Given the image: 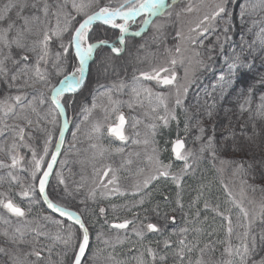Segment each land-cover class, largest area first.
I'll list each match as a JSON object with an SVG mask.
<instances>
[{
	"label": "snow or ice",
	"instance_id": "obj_1",
	"mask_svg": "<svg viewBox=\"0 0 264 264\" xmlns=\"http://www.w3.org/2000/svg\"><path fill=\"white\" fill-rule=\"evenodd\" d=\"M175 3L176 0H63V3L57 2L55 10H52V5L48 3V0H31V3H29V0H7V3L0 7V25L6 22V26H0V83L7 85L8 88H16L19 93L0 99V136H3L6 130L13 133L12 143L7 149L10 163L0 159V169L8 170L7 177L10 178V181L19 185V191L16 195L22 200L26 199L29 204V207L25 209L19 203L14 202L13 197L9 195L11 188H9V192H0V208L22 221V224L17 226L11 234L6 229L0 232L8 238V242L12 245L11 250L0 247V254L8 255L12 264H53L51 255L57 245H62L64 248L59 264H64L63 257L68 256L69 250L71 251L70 264H89L86 250L89 247L90 235L85 220L76 211L51 198L48 190L51 183L50 178L53 175L57 178L58 184L65 185V190H67L62 173L59 171L54 172V168L58 163L57 158L61 154L64 132L69 123L66 118V107L61 97L65 93L75 95L84 87L90 72V63L94 61L98 51L108 48L112 54L119 56L126 49L125 42L127 38L140 37L150 28H160L161 25L157 21L161 17L170 19L173 15L172 7ZM29 7L38 14L24 15V10ZM13 10H16L15 16L16 20L20 21L19 25H17L16 20L11 19ZM186 11H192L191 5L187 7ZM40 14H42L43 20ZM234 14L238 16L243 28L246 23H249L245 20L246 16L253 14L264 16V0H255V2L254 0H216L211 13L206 14L191 29L200 39L189 37V41L194 45L203 46L205 34L214 27L212 22L220 19L225 23L223 39L217 36L216 44L209 47L210 53L217 46L219 47L220 63L217 64L216 57L211 54L207 58L208 63L203 60L198 61L203 69L202 75L204 73L208 74L209 78L206 84L200 83L195 77L187 83L180 84L174 67L177 64L176 59H171L165 66L154 67L151 71L139 72L138 75L132 77L130 86L123 80L113 82L102 93L107 95L108 103L111 105L110 108H104L105 120L108 121L111 116L115 117L114 120L108 123L107 132L121 142H127L129 139L125 135L127 119L120 110L121 101L113 99L111 95L113 90L118 91L126 87H130L133 97L131 101L127 102V107L130 109L134 105L143 107L145 98L149 102L153 98L158 101L155 106L151 107V112L156 113L153 116V120L156 122L148 125L152 130V143L154 145L157 132L169 128L172 122H175L177 129H179L178 110L188 111L185 105L188 93L193 85L197 86L196 103L198 107L203 108L204 115L209 120L213 118L214 111L217 108V99H227L234 93L244 98L243 103L239 105L240 112L247 111L251 115L253 102L256 99L254 88L248 86L244 89L242 78L255 66L257 55L264 63V18L254 19L249 23L247 32L253 37L251 41L244 39V32L242 31L239 51L237 52L234 48L229 51L226 44L231 40L228 33L234 27L232 23ZM50 15L55 18L54 26L49 19ZM33 25L39 26L36 34L41 38L32 40L29 43L27 37L33 32ZM257 26H259L258 30L253 32V29ZM97 29L102 30L105 34L112 33L115 39L98 37L96 34ZM179 36L180 33L178 32L177 37ZM52 43L58 45V50L54 53L55 58L52 61V68L55 69L57 76L63 77L58 85L51 84L47 68L41 67V64L47 65L49 63L47 58L50 55V45ZM13 48L18 50L15 55L13 54ZM176 52H180L179 47L176 48ZM8 61H11L15 71L7 66ZM72 61H75L72 71L66 72V67ZM187 76L188 72L185 70V79H187ZM21 80L22 83H17ZM146 82H155L156 87L174 89V106L169 108L165 93L154 92L153 88L149 87ZM37 83L46 88L49 95L46 97L45 93L41 91L39 98L32 95L29 99V94L22 91V89L34 87ZM258 84L264 86V75L260 77ZM200 91H203L204 94L203 104H200ZM37 100L40 105L46 103L50 105L44 119L48 125L52 126L51 129L40 128L46 137L42 154H38L35 148L27 143L25 139L26 136L28 139H32L31 133L26 132V129L33 125V120L29 118V112L37 113ZM258 100L256 115L264 118V93L259 95ZM209 101L211 102L209 103ZM96 107L94 100L92 108ZM158 108L163 109L162 115L157 112ZM85 111L90 112L91 110L85 109ZM9 116L16 120H22L24 123L8 124L6 121ZM58 117L64 119L62 126L59 128V138L54 139ZM133 120L135 122L132 127L135 128L140 121L135 117H133ZM197 125L200 135L196 139L201 140L206 129L200 120H197ZM37 126H39V121H37ZM103 127V124L96 123L93 132L102 134ZM214 130L213 126V135L208 136L206 142V147L212 149L213 157L216 155ZM184 131H188L187 121H185ZM253 134L259 135L255 125H253ZM136 135L138 136L139 133L137 132ZM240 135L244 136L245 139H252L247 135L243 125L240 127ZM73 136L75 137V133H73ZM235 136L236 133L232 131L224 139H235ZM142 142L148 144L149 140L145 139ZM133 143L139 144L141 141L133 140ZM93 147H96V145H93ZM20 148H27L31 152V159L27 162V166H24L25 157L20 155ZM233 149L240 150L236 145H233ZM204 150L205 146H202L200 151L203 152ZM4 151V147L0 145V152ZM115 151L121 153L124 149L117 148ZM171 152L175 160L183 162V167L179 172L173 173L171 171L172 164H165L160 160L159 149L153 147L152 155L148 156V161L154 165V169L150 175L143 179L142 183L136 185L134 194L148 189L153 181L162 177L170 178L177 185V188L181 186L183 176L192 168L189 160L193 156V152L186 149L185 141L180 138L179 132H177L176 139L171 141ZM100 154L103 155V151ZM221 162L224 163V161ZM126 163L131 164L132 161L127 160ZM229 163H235L236 170L239 172L254 170V164L251 161H229ZM255 164L260 167L262 175H264V160H257ZM245 165H247V168ZM17 169L28 173L27 183L14 174ZM143 171L144 169H140L141 173ZM118 179L117 171L111 165L94 169L93 182L95 188L90 192V197L95 198L97 190H99L102 197H107L113 193L123 195L118 187ZM253 179H255L254 175ZM3 181L4 176H0V183ZM242 183L246 184L247 181H242ZM225 188L227 189V186ZM228 197L232 207L238 209L239 212L235 221L232 219L231 209L226 208L222 211L219 204L211 206L207 201L204 204L205 210L210 209L226 221V238L216 241V243L224 245L221 255L225 258L219 264H264V257L258 261L253 259L258 250H264V204L260 206L258 212L250 211L244 207L241 200L233 197L231 192H228ZM163 200L167 204L169 198L165 195ZM41 202L47 206V209L51 210V213L58 214L59 217L66 218L68 221H72L73 224L63 228V220L56 219L52 215H43L41 219L61 226L55 233L44 230L43 225L29 219V214L32 211L31 205ZM137 204L140 206L144 204L143 196ZM137 204L132 207H136ZM112 207L113 209L116 208L115 205ZM183 208L184 205L178 192L176 207L170 209V211L175 212L177 209L183 211ZM99 211L101 214L105 213L104 208H100ZM129 211H131V208H129ZM153 212L158 218L165 221H171L173 224L176 221V217L169 216L168 211H161L159 203L153 208ZM199 216L200 212L197 211L196 217L199 218ZM148 219V216L144 217V220ZM0 220L4 224L10 223L3 216H0ZM138 222L140 227H133L132 231L140 239L144 238V229L149 233H162L164 231V228L157 223L148 222L144 224L138 213L135 214L134 219H124L122 222H114L109 226L112 229L127 230L129 225H135ZM258 223L261 226L259 230L256 228ZM76 225H78V230L74 227ZM190 231L200 233L203 230L200 228L189 229L187 226L179 229V238L175 242L176 246L174 248L176 264H206L203 259L204 253L206 250L215 252V246L212 241H209L203 247H200L198 239L189 240L188 233ZM172 234L177 235L176 232ZM100 235H97V239H100ZM208 235L212 236L213 233L209 232ZM233 238L235 243H233ZM105 243H108V241L105 240ZM163 247L165 250L173 248V241L165 239ZM24 248L27 250H24ZM197 251L199 255L193 260L192 254ZM45 253L47 256H45ZM57 255L61 254L57 253ZM94 257L95 254H93V259ZM135 259L137 264H157V260L160 261V264H166L167 252L160 254L156 248L149 245L144 247ZM116 264H125V262L116 261Z\"/></svg>",
	"mask_w": 264,
	"mask_h": 264
},
{
	"label": "trees",
	"instance_id": "obj_2",
	"mask_svg": "<svg viewBox=\"0 0 264 264\" xmlns=\"http://www.w3.org/2000/svg\"><path fill=\"white\" fill-rule=\"evenodd\" d=\"M57 2L63 3V0H48V3L52 5V10H55V5ZM185 2L186 1L184 0H176V3L172 8L174 9L175 7H179V6L181 7ZM5 3H7V0H0V7H2ZM29 3H31V0H29ZM69 10H70V5H69ZM15 11L16 10H13L11 13V19L13 20H16ZM23 14L33 15L38 13H36L35 10L29 7L24 10ZM40 15H41V19L43 20L44 18L42 14ZM253 16L254 14L251 16H246L245 20L250 23L252 20H254L251 19ZM262 18H264V16L260 15V19ZM49 19L51 20V24L54 26L55 18L50 15ZM220 22L221 24L219 25L221 27H219L218 30H214V31L211 30L207 34H205L206 41L204 43L205 45H203V47L207 49L205 50L206 54L209 55L211 54L212 56L215 57L218 55L217 58L218 61H220L219 47L217 46L211 53L209 52V47L211 45L216 44L217 36H220L221 38L223 36V28L225 26L223 25L222 20ZM16 23L17 25H19L20 21L16 20ZM249 23H246L242 28V31L244 32V39L246 41H251L253 38L252 35H250L247 32ZM0 26H6V22H4V24ZM38 27H39L38 25H33V32L29 34L27 37L29 43L32 40L41 38L39 35L36 34ZM256 30L258 29L254 28L253 32H255ZM96 34L97 36L99 35L101 38H110L102 30H100V32L97 31ZM145 34L142 35L141 38L139 37L128 38L126 51L123 55L116 56L115 54L111 53L110 49L104 48L98 52V56L96 57L95 61L96 62L99 61L100 56L103 54L104 51L110 52L112 54V57H114L115 59H122L126 55L128 49L130 48V43L135 41H142L146 39L148 34L146 35ZM113 39H115V37ZM166 39L167 38H165V40ZM55 44L56 43H52L50 45V49L52 51L54 48L58 49V45L57 47H55ZM17 52L18 50L13 48V54L15 55L17 54ZM96 62L92 64L87 83L82 89V91L75 97L76 99L84 97L86 91L88 90V85L92 77V68ZM7 66L12 71H15V67L11 64V61L7 62ZM41 67L43 68L44 64H41ZM262 75H264V63H262L260 56L257 55V58L255 60V66L250 72H248L242 78V86L244 89H246L248 86H253L254 88L256 99L253 102V106H252L253 111L251 115L247 111H245L244 113L240 112L239 105L243 103L244 98L243 96L236 93H234L232 96L228 97L227 99H220V98L217 99V108L214 111V115L211 120H209L204 115V110L202 107H200L201 109L199 108L197 110L193 106L191 107L186 106L188 109L187 112H182V111L178 112V116L180 119L179 127L184 128L185 121H187L188 123V131H187L188 134L186 135L187 139H185L187 147L194 146V149L196 150V152L200 154V156L192 162V168L189 170L187 174L184 175V180L181 182V186L179 188H177V185L170 178H162L161 180L155 182V184L149 189H144L139 194L132 196L134 197V199H136V201H134L133 198L130 197L128 194H126L123 197H120V195H118L117 197L114 196L113 198H111L110 204L119 207L123 204H127L133 201L131 205H129V207L131 208V211L129 212H131L132 214L122 213L121 211H117V212L108 211V213L105 216L100 215L99 205L95 204V202L90 197H88V195H85L84 187H82L81 189L75 188L73 195L70 196L71 198L69 197L63 198L61 197L60 194H57V192L54 191L55 187L56 188L59 187L61 188V190L64 191L62 184H58V180L54 176L49 186L50 197L55 199L57 202L62 203L65 206L78 211L83 216L88 227L90 228L92 234V243L89 252L86 256L89 259V264H116V261H123L125 262V264H137V260L135 259V257L138 256L140 251H143L144 247L149 245L153 248H156L160 254H164L165 251L167 252L166 264H176V259L174 257V248L176 246L175 242L179 238L178 236L179 229L185 226H187L189 229L200 228L203 230L200 233H196L193 231H190L188 233L189 240H193L195 238L200 241V247H203V245L205 243H208L209 241L213 242L216 251L215 252L209 250L205 251L203 259L205 260L206 264H219V262L225 258L222 257L221 255L223 252L224 245L216 243V241L224 240L226 238V221L223 218L217 216L210 209L205 210L204 204L206 201L211 206H215L219 204L220 209L222 211L226 208L231 209L232 219L233 221H235L236 216L239 214V212L238 209L232 207L229 201L228 192H231L232 196L237 199V197L235 196L234 192L231 189V186H229L231 177L233 175H236L237 170H236V164L229 163V161L239 162V159L237 157L239 155H242L246 161L253 162L254 170H249V172H247L251 180V183L247 182L246 188L248 192L256 195L261 205L264 204V175H262V170L260 169V167L255 164V161L257 160H264V118H261L256 115V104L259 103L258 97L261 93H264V86L258 84V81ZM62 78H63L62 76H55V78L51 80V84L57 85ZM114 78L117 79L118 76H115ZM17 83H22V80L18 81ZM39 85L41 84H37V86ZM111 85L112 84L102 85L104 87H101V89L110 87ZM24 90L25 89H22V91ZM95 91L98 90L96 89ZM17 94L19 93L16 88H8L7 85L0 83V99H4L7 96H14ZM46 94L47 96L49 95L47 89H46ZM89 99L93 102L91 96ZM203 101H204V96L200 97V104H203ZM210 102L211 101H209V103ZM64 104H65V100H64ZM65 105H67V103ZM89 107H92L91 102H88L87 108ZM38 112L39 111L37 110V113ZM37 113L29 112V118L33 120V125L27 128L26 132L31 133L32 139H28L27 136L25 137L27 143H29L33 148L34 147L37 148L39 141L41 140V136L38 135L37 129L35 128V126H37V121L39 116L37 115ZM197 120H200L202 122L203 127H205L206 129L204 137L201 140L196 139V137L200 135L197 125ZM88 121L90 123L88 124V126H92L91 123L93 121L90 120ZM6 122L8 124L24 123V121L16 120L11 116L7 118ZM171 124H172L171 126L172 133L165 132L162 134L161 137L163 139L162 145L168 151L170 149V147L167 146V143L170 140L169 136L172 137L175 134V131L178 130L177 126L174 125L175 122H172ZM214 125H215L214 150L216 153L215 157L212 156V149L206 147L207 137L213 135ZM241 125L245 127L247 135L252 137L251 140L245 139L244 136L240 135ZM253 125H255L256 131L259 132L258 136L253 134ZM72 128H74L73 123L71 130ZM232 131L236 133L235 139L230 138L225 140L224 137L227 136L229 132ZM71 132L72 131H70L68 141L71 140ZM185 133H186L185 131L182 132V134ZM12 138H13V133L10 130H6L4 135L0 136V145H2L5 149L4 152H0V159L4 160L6 163H10V159L7 155V149L12 143ZM76 142L78 143L76 144L75 147H72L71 149L68 150L66 147L62 155V157H64L66 152L71 153L70 160L71 163L74 162L71 165L72 169L67 170L66 167L62 169V172L64 173L67 170L70 171V176L72 177L75 176V178L73 179V181H75V184H72L73 187L74 185L75 186L81 185L85 181L83 176L89 175V171H87L88 169L87 163L83 162L81 166H77L78 163L77 159L81 156L82 152L84 151V145H83V141L80 139H78V141L74 140L73 143ZM233 145H236L240 150H234ZM202 146H205V150L203 152L200 151ZM19 151H22L24 154H27L29 157L31 156V152L27 148H20ZM167 154L171 155V151H169V153ZM107 156H109L110 159H114L116 160V162H118L125 157V153L122 152L118 154L110 153ZM221 161H224V163H222ZM222 164H224V168L221 167ZM7 171H8L7 169H0V176H4V181L0 183V192H9V188H11V190L15 189L14 191L15 194V192L19 189L18 187L19 185L15 182L10 181V178H8L6 175ZM67 171L66 174L69 175ZM253 175L255 176V179H253ZM27 176L28 173L26 174V172H23L22 176L19 178L23 182L27 183V181H25ZM237 183L238 182L234 181L232 185L234 186ZM208 184L209 186H207ZM225 186H227V189L225 188ZM178 192L180 194L184 208L183 211L177 209V211L172 212L170 211V209L176 207V198ZM165 195L169 198L167 204L163 200V197ZM141 196L144 197V204L142 206L137 204ZM198 197L199 199H197ZM16 199L20 203L22 202V204H26V202H28L26 199L22 200L17 195H16ZM97 200L99 202L103 201L101 197H97ZM158 203L161 206L162 212L168 211L169 216L176 217V221L174 224L171 221H165L156 216V214L153 212V208ZM104 204L108 205L106 202ZM134 204H137V206L132 207ZM35 206L37 207L39 205L34 204V207ZM41 206L45 207V205L42 202H41ZM145 209L147 210L146 212ZM197 211L200 212L199 218L196 217ZM0 212L3 217H7L6 219L9 218L15 221L13 219L14 217L11 216V214L7 213L6 210L0 208ZM137 213L139 214L140 220H143L144 224L146 221L157 223L162 228H164V231L162 233H149L147 232L146 229H144L145 232L144 238L140 239L132 231L133 227H137V228L140 227L139 222L135 225H129L127 230H123V229L117 230L110 228L109 225L111 223L119 222L124 219H129V220L134 219L132 215H135ZM145 216H148L149 219L144 220ZM205 217H207V219H205ZM186 221L188 222L187 224ZM65 223L67 225L71 224L66 221ZM74 227L78 230V227L76 226ZM260 227L261 226L258 223L256 226L257 230H259ZM5 229L10 234L13 232L9 224H4L3 221L0 220V232H2ZM173 232H176L177 235H173L172 234ZM209 232H212L213 235L209 236L208 235ZM98 234H101L100 239H97ZM165 239H170L171 241H173V248L168 250L164 249L163 241ZM105 240H107L108 243H105ZM233 243H235L234 238H233ZM0 245L5 249H9V250L12 249V245L8 242V238L4 237L2 234H0ZM24 250L27 249L24 248ZM63 252L64 251H61V248L59 246H57L53 250L51 255V261L53 262V264H59ZM57 253H60L61 255H57ZM93 254H95L94 259H93ZM198 255H199L198 251L194 252L192 254L193 260ZM45 256H47V254H45ZM262 257H264V250H258L257 254L253 257V259L258 261ZM67 259L66 260L64 259V264H70L71 254ZM0 264H12V261L8 255L0 254ZM157 264H160L159 260H157Z\"/></svg>",
	"mask_w": 264,
	"mask_h": 264
},
{
	"label": "rangeland",
	"instance_id": "obj_3",
	"mask_svg": "<svg viewBox=\"0 0 264 264\" xmlns=\"http://www.w3.org/2000/svg\"><path fill=\"white\" fill-rule=\"evenodd\" d=\"M184 1L186 2L181 7L179 6V7H175L174 9L172 8L173 15L170 19L166 17L159 18L157 23L160 24L161 27L158 29L150 28L149 31L146 33L148 34L146 39L142 41L131 42L130 48L128 49L126 55L122 59H115L114 57H112V54L110 52L104 51L103 54L100 56L99 61L96 62L95 60L96 57L98 56V52H99L98 51L94 61L91 62L90 65L91 68L92 64L96 62L92 68V77L88 85V90L86 91L84 97L76 99L75 98L77 96L76 95L74 97L68 96L66 97V99H64L65 104L67 103L66 107L70 116V120L74 125V128H72L71 130L72 131L71 140L67 142L66 147L67 150L71 149L72 147H75L78 142L73 143L74 140L78 141V139H80L83 141L84 151L82 152L81 156L77 159L78 161L77 166H81L83 162L87 163L88 165L87 171H89V175L83 176L85 181L81 185H77V186L74 185L73 187L72 184H75V181H73L75 176L73 177L70 176V171L67 170L72 169L71 165L74 162L71 163L70 160L71 153L66 152L64 157H62L60 161L61 163L57 171L62 173V176L65 180V184L67 185V190H65V185L63 184L62 186L64 191L61 190V188L59 187L58 188L55 187L54 189V191H56L57 194H60L61 197L71 198L70 196L73 195L75 188L81 189L82 187L85 188V195H88V197H90V192L92 191L93 188H95V184L93 182L94 169H99L107 165H111L117 171V176L119 178L118 187L120 188L123 195L119 193L116 194L113 193L107 197H102L99 194V190H97V194L95 198L92 197L90 198L95 202V204L99 205V209L100 208L105 209L104 214H101L99 211L100 215L102 216H105L108 213V211L110 212L121 211L122 213H131L129 212V208H130L129 205H131L133 201L127 204H123L120 207L116 206V208L113 209L112 207L113 205L110 204V200L114 196L117 197L118 195H120V197H123L126 194H128L130 197L136 195L134 194L136 185L142 183L143 179L146 176L150 175L152 170L154 169V165L150 164L148 161V156L152 155L153 147L159 149L158 154L160 160H162L165 164L168 163L172 164L171 171L173 173H178L179 170L183 167V162L175 160L172 152L171 155L170 154L168 155L167 153L171 151V141L176 139L177 132H179L180 138L184 140L187 139L186 135L188 134V132L182 134V132H184V128L179 127V129L175 131V134L172 137L169 136L170 140L167 143V146L170 147L169 151L163 147L162 145L163 139L161 137L162 134L165 132L172 133L171 130L172 124L170 125L169 128H165L158 131L157 135L155 136V141H156L155 145L152 143V139H153L152 130L151 128L148 127V125L156 122L153 120V116H155L156 113L151 112V107L155 106L158 103V101H156L155 98H153L151 102H149V100L145 98L143 107L139 105H134V107L130 109L127 107V102L133 99L130 91V87H126L125 89L118 91L117 90L112 91L111 93L112 98L121 101L120 110L124 113V115L128 119V125L125 129V135L128 136L129 139L127 140V142H121L117 140L115 137H112L107 132L108 123L114 120L115 117L111 116L108 121L105 120L104 108L105 107L110 108L111 105H109L108 103L107 95L102 94L105 92V89L108 87L101 89V86L106 84H113V82H119L120 80L125 81V83L130 86L132 83L131 78L134 75H138L139 72L141 71H151V69L154 67L165 66L168 64V62L171 59L177 60V64L174 67L177 73L178 82L180 84L187 83L189 80H192L194 77L197 78L198 81L202 84H206L208 82V78H209L208 74L204 73L202 75L203 69L198 63V61L200 60H203L205 61V63H208L207 58L209 54L205 53V50L207 49H205L201 45L192 44L188 38L196 37L197 39H200V37H197L196 33L192 32L191 29L194 28L195 25L200 20H202V18L206 14L211 13L212 7L214 6L216 0H184ZM189 5H191L192 7L191 12L186 11ZM251 19L259 20L260 15L254 14V16ZM220 21H221L220 19H217L216 21L212 22L214 26L213 29H211L212 31L218 30V28L221 27L219 25L221 24ZM232 23L234 27L231 28L230 32L228 33V35L231 37V40L228 42V44H226V48H228L229 51H231V49L234 48L238 52L239 46L241 45L240 34L242 32V27H241V21L239 20L236 14L233 15ZM223 25L225 26L224 21H223ZM258 27L259 26H257L256 29H258ZM97 31L100 32V29H97ZM178 32L180 33L179 37H177ZM107 36L110 37L111 39L114 38L113 34L110 32L107 33ZM98 37L100 36L98 35ZM165 38L167 39L165 40ZM205 38L206 37L203 38L204 40L203 45H205L204 44L206 41ZM127 39L125 42L126 47H127ZM221 39H223V36ZM55 47H57V44H55ZM177 47L180 48L179 53L176 52ZM57 50L58 49L55 48L53 49V51L50 49V55L47 58L49 60V63L47 65H44V67L48 66L46 68L50 74V82L55 78V76H57L55 69L52 68V61L55 58L54 53ZM125 51L120 55H123ZM217 58L218 55L216 56V63L219 64L220 61H218ZM74 64H75L74 61L68 64V66L65 69L66 72H71V69ZM185 70H187L188 72L187 79H185ZM115 76H118V78L115 79L114 78ZM37 84L34 87L25 88L24 92H27L29 94V99H31L32 95H36L39 98V94L41 91H43L45 93V96L47 97L46 88H44L42 85L37 86ZM148 86L152 87L154 92H164L167 97V103L169 105V108H172L174 106V98H175L174 89L156 87L155 82L148 83ZM96 89L98 91H95ZM90 96L93 102L95 100V103L97 105V107L94 109L92 107L87 108L88 102H91L93 104V102L89 99ZM196 96H197V86L193 85L188 93V99L186 101L185 106L187 107L193 106L198 110L200 107H198L197 104L195 103ZM203 96H204L203 91H200L199 97H203ZM49 106L50 105L48 103L44 105H40L37 100L36 107L37 110L39 111L38 112L39 126H35V128L37 129L38 135L41 136V140L39 141L37 148L36 147L34 148L38 154H42L44 140L46 138L44 132H42L40 128H49V129L52 128V126L48 125L44 119V116L48 112ZM85 109H90L91 111L88 112L85 111ZM157 112L162 115L163 109L158 108ZM133 117H135L137 120L140 121V123L137 124L135 128L132 127V124L135 122L133 120ZM88 120L93 121L91 123L92 126H88V124H90ZM96 123H101L104 125V127L102 128V134L93 132V127ZM174 125H176V123ZM59 128H60V117H58L57 119V125L54 130L55 133L54 139H57L59 136ZM214 129H215V125H214ZM137 132L139 133L138 136L136 135ZM73 133H75V137L73 136ZM145 139L149 140L148 144H144L142 142ZM133 140H140L141 143L139 144L133 143ZM93 145H96V147H93ZM117 148H123L124 151L122 153H125V157L118 162H116V160L114 159H110L109 156H107L110 153L118 154L115 151V149ZM186 149H190L193 152V156L189 160V163L192 164V162L196 158H198L200 154L196 152L194 146L187 147ZM102 151H103V155L100 154ZM19 153L20 155H23L25 157L23 163L24 166H27V162L31 159V156L29 157L27 154H24L22 151H19ZM237 157L239 161H242L243 159L245 160V158L242 155H239ZM127 160H131L132 163L131 164L126 163ZM66 167H67L66 171L68 172L69 175L66 174V171L64 173L62 172V169ZM221 167L224 168V164H222ZM245 167L247 166L245 165ZM140 169H144L143 173L140 172ZM23 172L24 171H20L19 169H17L15 170L14 174L17 175L18 177H21ZM162 178H160L159 180H161ZM183 180H184V176L182 181ZM245 180L248 183H251L248 173L236 171V175H233L231 177L229 186H231V189L234 192L235 196L237 197V200L242 201L244 207L248 208L250 211L254 210L258 212L261 206L260 201L255 194L248 192L246 188V184L242 183V181ZM25 181H28V176L25 179ZM157 181L158 180L153 181L150 184L149 188L152 187ZM234 181L238 183L233 186L232 183ZM207 186H209V184ZM14 191L15 189H12L11 192L9 193V195L13 194L11 196L13 197L14 202L19 203L22 207L27 209L29 207L28 202H26V204H22V202L20 203L16 199V193L17 191H19V189L15 192V194ZM97 197H101L103 201H105L108 205H105L104 204L105 202L103 201L99 202L97 200ZM132 198L134 201H136L134 197ZM37 205H39L40 207L39 206L34 207V204L31 205L32 211L29 214V219L34 220L35 222H38L39 224L43 225L44 230L49 231L50 233H55L58 229L61 228V226L53 224L50 221H45L41 219L43 215L54 216V214L51 213L50 211L48 212L45 207H42L41 203H37ZM0 216H2L1 212H0ZM132 216L134 217L135 215ZM4 218L6 219L7 217ZM54 218L61 219V218H57L56 216H54ZM13 219L15 221L8 218V220L10 221L9 225L12 231L17 226H20L22 224V221L18 220L16 217H14ZM63 221H64L63 228H67L68 225L65 223V220ZM148 222L151 221H146L145 224H147ZM57 246L61 248V251H64L62 245H57ZM0 247L2 246L0 245ZM70 254L71 251L69 250L68 256L63 257V259L66 260L67 258H69Z\"/></svg>",
	"mask_w": 264,
	"mask_h": 264
},
{
	"label": "water",
	"instance_id": "obj_4",
	"mask_svg": "<svg viewBox=\"0 0 264 264\" xmlns=\"http://www.w3.org/2000/svg\"><path fill=\"white\" fill-rule=\"evenodd\" d=\"M147 32V31H146ZM145 32V33H146ZM90 65H91V63H90ZM89 74H90V72H89ZM89 74H88V77H87V80H88V78H89ZM87 80H86V82H85V85H86V83H87ZM84 85V86H85ZM84 88V87H83ZM82 88V89H83ZM82 89H80L75 95H73V94H70V93H65L64 94V96H62V98H64V97H66V96H76V95H78L81 91H82ZM62 102H63V100H62ZM66 107V106H65ZM126 117V116H125ZM66 118H67V120H68V127H67V129H65V132H64V142H63V144H62V146H61V154L58 156V158H57V160H58V163H57V165L55 166V168H54V172L57 170V167L59 166V162H60V160H61V157H62V155H63V153H64V150H65V147H66V144H67V141H68V137H69V134H70V130H71V126H72V123H71V120H70V116H69V113H68V110H67V107H66ZM63 117H60V127L62 126V124H63ZM126 119H127V117H126ZM127 125H128V119H127V123L125 124V129H126V127H127ZM58 138H59V136H58ZM185 141V140H184ZM185 146H186V148H187V144H186V141H185ZM53 177H54V175H53ZM53 177H51L50 178V180L52 181V179H53ZM49 190V189H48ZM46 206V205H45ZM46 208H47V206H46ZM49 210V209H48ZM73 211H76V210H74V209H72ZM50 212H51V210H49ZM77 213H79L78 211H76ZM53 214H55V213H53ZM80 214V213H79ZM56 216H58L59 217V215L58 214H55ZM81 215V214H80ZM82 216V215H81ZM59 218H61V219H63V220H65V221H67V222H70V223H72L73 224V222L72 221H68L66 218H62V217H59ZM82 218H83V216H82ZM84 219V218H83ZM86 222V221H85ZM114 223V222H113ZM115 223H118V222H115ZM87 224V223H86ZM77 227H78V225H76ZM88 226V225H87ZM89 228V227H88ZM89 235H90V240H89V247H88V249L86 250V256H87V254H88V252H89V249H90V246H91V243H92V236H91V231H90V228H89Z\"/></svg>",
	"mask_w": 264,
	"mask_h": 264
},
{
	"label": "bare ground",
	"instance_id": "obj_5",
	"mask_svg": "<svg viewBox=\"0 0 264 264\" xmlns=\"http://www.w3.org/2000/svg\"><path fill=\"white\" fill-rule=\"evenodd\" d=\"M63 98L61 97V100H62ZM61 159H62V157H61ZM61 161V160H60ZM59 164H60V162H59ZM57 169H58V167H57ZM57 171V170H56Z\"/></svg>",
	"mask_w": 264,
	"mask_h": 264
}]
</instances>
